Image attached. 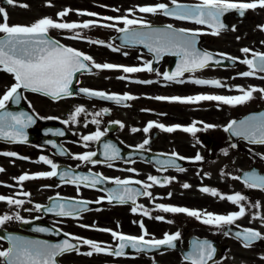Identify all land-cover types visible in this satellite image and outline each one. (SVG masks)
<instances>
[{"label": "flooded vegetation", "instance_id": "1", "mask_svg": "<svg viewBox=\"0 0 264 264\" xmlns=\"http://www.w3.org/2000/svg\"><path fill=\"white\" fill-rule=\"evenodd\" d=\"M26 4L31 8L40 7L39 4L48 1L59 2L62 10L70 9V15L64 17L66 20L73 18L78 20L75 13L85 11L98 14L104 17H124L128 15V10H135L137 6L155 5L158 3L171 4V0H25ZM170 2V3H168ZM188 2L197 4L200 0H177V3ZM232 2H251V0H232ZM42 5V4H41ZM99 7L101 9H99ZM102 10V12H98ZM114 9H118L115 11ZM140 13L134 11V14L128 18H136L143 20L149 24H160L161 22L170 24L177 29H185L189 32H198L203 35L201 46L204 49L214 51L218 54H226L227 57L236 58L237 65L235 67L214 68L223 73L215 79H219L225 87L216 88L210 85H197L188 82L193 76L201 72L210 70L207 68L194 73H185L183 77L184 83H176L167 81L168 85H163L161 78L148 79L144 74L140 73L138 81H153V83H137L136 80L129 79L121 70L95 69L94 75L85 74L86 77L80 76L77 86L86 87L91 90L104 91L117 95L129 94L138 97V100L125 101V104H115L108 101H102L87 98L81 95H74L61 101L58 109H52V113H46L49 109L42 107L37 110L41 118L37 125L31 129L38 141L43 140L46 136L51 138L57 136V149L50 145L41 144L40 142L31 143H1L0 142V168L5 171L0 172V195L6 197L23 199L25 203L21 207L10 206L5 202H0V215L15 214L28 220L25 224L21 221L13 219L0 226V230L8 232L21 233L27 236H34L35 233L28 229L30 223L37 222V225H31L38 228L39 224L44 222L51 223L52 226L60 231L70 234V236L87 238L97 242H104L115 247L116 242L107 232H100L94 229L107 228L126 235L139 236L142 229L139 222H143L149 236L148 239H162L165 233H180V239L175 242L174 248L162 246L160 249L138 252L130 247L125 249V255L115 257L103 253L92 256L77 254L76 252H68L60 256L61 264H191L185 259L184 254H190L193 244L198 241H208L215 251H218V259L211 264H241V258H244L243 250H252L254 253L249 256L250 264H264V255L258 256L259 246L264 247V239L261 244H251L249 247L243 246V241L235 238L229 232L238 228H251L259 231L264 236V219L260 222L259 201L260 197L256 191L248 190L245 195L250 201V210L240 219L236 220L232 225H226L220 228L211 225H205L194 217H189L183 213H164L156 209L157 204L167 206L187 207L190 210H200L202 212H211L218 215H227L239 210L240 205H234L227 200H221L219 197L211 196L200 191L202 187H209L218 190L223 195H233L243 192V181L241 179H232V177H240L239 173L242 168L237 169L238 164L243 156L249 157V165L257 163L250 162L257 159V150L244 148V143L238 141L234 143L230 140L221 119L225 113L235 110L240 105H224L217 101H202L195 104H181L177 102H169L166 100H157L155 97H187L201 94L235 96L236 88L242 85L253 84L264 89V72H257L252 77H241L238 74L249 71L247 65L239 61L245 58L251 59L250 54L245 56L241 52L242 48H249L253 52L264 53V31L259 26H264V9L256 8L245 10L244 16L234 14L226 16V21L231 27L228 30H221L219 35H212V29L208 26L198 25L188 20H177L173 17L164 16L162 14ZM84 21L98 20V18L82 16ZM150 19V21H147ZM99 21V20H98ZM113 23V21H109ZM117 27H124L118 24ZM235 30H231L232 28ZM80 33L77 39L69 37ZM107 34V41L119 50L113 52L103 44H93L89 41H102V34ZM115 28L93 27L90 29H77L74 31L58 30L54 32L55 36L61 37L72 48L79 49L82 53L93 58L95 63L104 64H120V65H136L144 66L151 63V57L143 51L128 46H120L112 37L118 34ZM239 38V39H238ZM121 50V51H120ZM125 53V54H124ZM167 68V59L158 67L155 72H151L150 76H156L160 72L163 73ZM116 72V73H113ZM90 76V77H89ZM96 76V77H93ZM124 76L121 80L118 77ZM82 77V78H81ZM95 78L97 82H95ZM208 80H211L207 78ZM166 81V80H164ZM120 88V90H119ZM257 104L256 106H258ZM83 106L85 113H81L77 117L76 122H72L70 117L75 108ZM130 107L129 118L132 119L140 131L133 132L131 135L129 128L125 124L123 111ZM107 109V113H104ZM96 112H100V116H95ZM239 115H234L233 118ZM60 117V119H56ZM214 117L218 121H211ZM44 119V120H43ZM92 119L99 120V124H92ZM64 121H69L65 124ZM149 122L162 123L165 126H191L193 122L200 130L195 133H185L177 130L172 133L164 132L159 128H152L147 133L143 129ZM202 122V123H201ZM87 123V127L85 124ZM204 124L213 125L211 128H204ZM123 125V127H121ZM56 129H63V135H56ZM101 131L108 140L117 138L123 146L136 148L140 157L135 158L127 156L123 160H99L102 159L98 154L93 157L94 161L99 163L82 162L72 157L81 155L85 152H96L99 141L87 142V147L82 136L94 134ZM145 139L150 141L145 145L144 149H139ZM115 148L118 147L114 143H110ZM235 145V146H233ZM124 147V146H123ZM63 151L65 154L61 155ZM15 152L20 157L27 159H18L16 157L5 156L2 153ZM175 152L184 160H176V163L185 169V171H177L174 167H168L166 170L156 163L157 160H166ZM199 154L202 157L200 161H194V157ZM45 156L51 159L59 167L64 169H79L101 175L108 178L111 183L116 178L121 180L130 179L132 181H140V184L132 183L128 185L132 189H139L140 192L145 191L144 183H151L148 176H155L160 180L170 178L171 183L161 185H153L147 189L152 193V197L140 195L135 205L132 203H112L108 202L107 193L103 190L84 187L79 184L67 183L64 181H56L53 177L41 178L24 181L22 185L18 184L16 178L22 174L35 175L41 172L51 171L49 165L37 162L39 157ZM247 158V157H246ZM226 162V164H225ZM111 164V167H109ZM214 168L211 175L210 169ZM134 169L135 171H128ZM158 169H161L158 171ZM201 176V177H200ZM228 178V179H227ZM45 182V184H44ZM189 184L191 187L185 189L183 184ZM115 184V183H113ZM79 185V187L77 186ZM11 186V187H9ZM20 192H28L30 196L17 195ZM51 192V193H50ZM169 194H171L169 196ZM53 195L62 197H72L78 199L90 200L93 202L92 208L83 212L79 218H69L54 216L52 214H44L43 207L49 202V198ZM43 196L44 200H39ZM101 200L102 202L96 203ZM41 205V211L35 210V205ZM242 204V202H241ZM143 205L152 217L163 216V221L154 218H148L142 215V210L138 209L137 213L131 211L132 207ZM31 209V211L27 210ZM39 217V219H37ZM254 217H258L255 218ZM168 221H171L169 223ZM260 223V224H259ZM87 225L89 227H81ZM228 233V234H225ZM42 238L51 239V235H35ZM1 237V236H0ZM55 239V238H54ZM8 243L4 239H0V250H6ZM89 247L81 245L79 251L81 253L89 251ZM0 264H3V258H0Z\"/></svg>", "mask_w": 264, "mask_h": 264}, {"label": "snow or ice", "instance_id": "2", "mask_svg": "<svg viewBox=\"0 0 264 264\" xmlns=\"http://www.w3.org/2000/svg\"><path fill=\"white\" fill-rule=\"evenodd\" d=\"M7 5H16V0H5ZM171 5L158 3L155 5L137 6L135 10L129 9L128 15L124 17H101L104 21H113V23H99L98 20H88L82 23L77 22H63V18L66 17L70 9H65L57 13L60 21L54 20L51 17L39 18L36 21L28 25H10L8 23L9 15L4 7H0V71L10 74L14 83L7 88L2 96H0V138H3L9 142L25 143L27 136L24 129L30 124L34 123L32 116L27 115L24 112L18 114L9 111H4L9 102L20 103L21 94L20 90L24 89L33 93H40L52 99H60L71 95L70 88L73 83V79L76 73L81 71L91 72L92 68L95 69H118L124 73H137L142 71L152 72L154 71L151 63H146L143 67H129L118 66L110 63L99 64L93 61V58L89 55L82 53L71 47H66L60 44L58 41L51 39L48 33L51 29L69 30L74 31L77 29H90L93 27H105L115 28L117 32L124 33L123 42L127 44H143L150 52L160 56L162 53L168 52L172 55L181 57L180 63L176 66V70L164 72L163 79L166 81H174L176 83H184L183 79H180L187 73H194L198 70L205 69L211 63L220 64V60H215L212 53L207 51L198 50L197 33L191 32L185 29H174L172 25H167L165 28H152L146 21L138 20L136 18H128L134 14V11L147 14H162L164 16L173 17L177 20H188L198 25H207L212 29V35H219L221 30L226 29V25L222 22V17L235 10L240 16H244L245 10L261 8L264 9V0H251V2H232V0H200L195 5H183L177 3V0H171ZM19 7H28L26 4H20ZM48 6H52L51 3ZM118 11V9H114ZM81 16L94 17L98 14L92 12L81 11L77 13ZM118 24H123L124 27H117ZM260 30L264 31V26H259ZM231 30H235L233 27ZM80 37V33L76 32L75 35L69 37L70 39H77ZM239 39V38H238ZM93 44H103V41H89ZM113 52L118 51L116 47L107 45ZM241 52L247 57L248 54L252 56L251 59L245 58L239 62L247 65L249 71H244L238 75L241 77H252L257 72H264V53L253 52L249 48H242ZM221 57H226V54H218ZM229 60H235L236 58L226 57ZM91 64V67L89 66ZM264 79V76L259 77ZM118 79H125L124 76L118 77ZM137 83H153V81H135ZM188 82L197 85H210L216 88L225 87L219 79H193ZM240 95L224 96V95H212L201 94L187 97L173 96L163 97L157 96V100H166L169 102H177L181 104H195L202 101H217L224 105H240L248 102L253 98L254 92L264 93V89H258L250 87L244 89L243 87H237ZM79 91L90 98H99L102 100L114 101L117 104H122L125 101L135 99L129 94L117 95L108 94L104 91L90 90L88 88H80ZM107 113V109L103 110ZM86 109L83 106H78L72 113L70 120L72 122L77 121V117L81 113H85ZM95 116H100V112H96ZM65 124L69 121H64ZM92 124H99V120L92 119ZM193 122L191 126H165L162 123L149 122L143 129L147 133L152 128H159L164 132L172 133L177 130H182L185 133H191L195 135L200 129L197 128ZM202 123V122H201ZM87 127V123L85 124ZM123 127V125H121ZM213 125L204 124V128H211ZM140 131V129L133 128L132 132ZM225 132H231L232 135L242 137L248 140L250 143L264 144V113L259 116H250L239 124L235 120L229 122L224 127ZM56 135H63V132H57ZM104 135L101 131H96L91 135L82 136V140L85 142L84 146L87 147L89 141H99L101 136ZM150 141L145 139L140 145L139 149H144L145 145ZM55 147V145H53ZM235 146V145H233ZM5 156L16 157L18 159H27L26 157H20L15 152L2 153ZM61 155L65 153L60 152ZM119 154V150L111 144L104 145V156L108 160H114ZM97 155L96 152H85L81 155H75L72 158L87 162V163H99L94 161L93 157ZM185 157L179 156L173 152L171 157L166 160H157L156 163L161 165V168L167 169L168 167H174L177 171L183 172L185 169L180 167L176 160H184ZM194 161L202 160V157L197 154ZM37 162H42L45 165H49L51 171L37 173L35 175L22 174L16 181L22 185L24 181L51 178L59 176L61 181L76 184L78 181L83 182L84 187L95 188L97 184L108 178L99 176V174L89 175H76L72 174L71 170H65L62 173L58 172V165L51 159L45 156L39 157ZM111 167V164H109ZM161 169H158V171ZM5 171L0 168V172ZM128 171H135L134 169H128ZM151 183H144L143 188L145 191L140 192L138 190L127 187L128 185L135 183L140 184V181H132L130 179L121 180L119 178L114 179L112 182L118 186H122L118 189H114L108 192V202L113 200L123 204L131 201L135 205L136 196L143 195L146 197H152V193L147 191L153 185H161L171 183L170 178L158 179L155 176H148L147 178ZM232 179H241V177H232ZM244 183L249 188H259L264 190V176H257L255 173L245 174L243 177ZM79 187V185H77ZM11 187V186H9ZM187 189L191 185L185 183L182 185ZM201 192L207 193L214 197H219L221 200H227L234 205H240L239 210L229 213L227 215H218L211 212H202L200 210H190L187 207L167 206L164 204H157L155 207L164 213H183L189 217H194L200 220L205 225L215 226L217 228L232 225L236 220L240 219L246 214L245 207L241 205V202L245 200V197L240 193L233 195H223L218 190L209 187H202ZM17 195L30 196L28 192H20ZM171 194H169L170 196ZM57 200L60 198L57 197ZM0 202H5L10 206L21 207L24 205L25 200L14 198L12 196L0 195ZM102 202L101 200L96 203ZM88 201L82 200H69L67 202H53L50 206L44 207L43 211L47 213H55L60 217L79 218V216L87 211ZM42 206L35 205L36 211H41ZM138 209L142 210V215L148 218H154L158 221H163V216L152 217L150 212L144 208L143 205H136L132 207L131 211L135 214ZM31 211V209H27ZM258 218V217H254ZM264 219V217H259ZM13 219L21 221L25 224L29 223L28 220H24L19 213L0 215V226L12 221ZM39 219V217H37ZM171 223V221H168ZM81 227H91L87 225H80ZM139 226L142 229V234L139 236L126 235L121 232H117L107 228H96L94 230L100 232L109 233L113 240L116 242L115 247L104 242H97L87 238L70 236L65 233V236H70V239H65L62 243L51 244L40 240H26L17 236H7L9 247L6 250H0V258H3V264H57V258L68 252H76L77 254L92 256L96 254H106L115 257L124 256L125 249L130 247L138 252H145L160 249L162 246L169 248L175 247V242L180 239V233L174 234L165 233L162 239L146 237L149 236L143 222H139ZM37 232H48L49 229L38 227L35 229ZM228 234V233H225ZM237 238L243 241L244 247H249L253 242L258 239H264V236L259 231L251 228H246L241 232L236 233ZM4 237H0L3 239ZM70 241H76L73 243ZM81 245L89 247V251L81 253L79 251ZM215 249L208 241H198L193 244V249L185 259L189 260L191 264H208V261L212 259Z\"/></svg>", "mask_w": 264, "mask_h": 264}, {"label": "rangeland", "instance_id": "3", "mask_svg": "<svg viewBox=\"0 0 264 264\" xmlns=\"http://www.w3.org/2000/svg\"><path fill=\"white\" fill-rule=\"evenodd\" d=\"M18 4L20 5L23 3L18 2V3H16V5H6V4H3V0H0V7H4L6 9L8 15H9L8 23L10 25H28V24H31L32 22L36 21L37 19L43 18V17H51L54 20L60 19L57 16V13L60 12L58 10H60V8H61V5L59 2L52 3L53 4L52 6H48V4H47V5L43 6L42 8H35V9L30 8V6H28L26 8L25 7H19ZM29 9L30 10L32 9V11H29ZM99 9H101V8H99ZM50 14H55V15H50ZM123 66H127V65H123ZM138 67H143V66L138 65ZM115 70H117V69H115ZM101 71L103 72L104 69H101ZM113 73H116V72H113ZM140 73L144 74L148 79H158V78L163 79V75H162L163 73L158 74L156 76H150V73L148 71H142ZM220 73H223V72L217 69V70H214V72H210L209 76L211 78H213L214 75L218 77L219 76L218 74H220ZM207 75H208V73L205 72V73H201L199 75L193 76V78L207 79V77H206ZM93 77H96V76H93ZM139 77H140V74H139V76H134L132 78L135 80H139ZM0 79L3 80V84L0 85V90L4 94V91L6 90V88L10 87L11 83H13V78L10 74H7V73L0 71ZM162 81L163 82H160L158 80L159 83H162L163 85H168L167 81H164V80H162ZM95 82H97L96 78H95ZM250 87L251 86H247V89H249ZM255 88H257V87H255ZM119 90H120V88H119ZM237 92L239 93V91H237ZM238 93L236 95H238ZM36 99L38 101H41V103H43L41 98L36 97ZM138 99H139L138 97L135 98V100H138ZM258 101L264 102V93H261L259 91L254 92L253 98L251 100H249L248 102L244 103L242 108L240 106L235 110L229 109L225 113L224 118L221 119L222 124H220V126L227 125L230 122V120L232 119V117L236 114H242V113L245 114L249 109H252L256 104H258L257 103ZM43 104H44L43 106H46V108L49 109V110L44 111V112L52 113V109H54V105L53 104L50 105L51 103L49 101L44 102ZM123 114H124L125 124L127 125V128H129L131 135H134V133L132 132V129L133 128L138 129V127H136L135 124L133 123L132 119L129 118L130 107L126 108L123 111ZM211 121H218L219 122V119L216 120L214 117H211ZM243 146H244V148L246 147V148H250V149L259 151L258 159H253L250 162L258 163L259 166L262 168V170H264V144L263 145L259 144L257 147L245 145V144ZM246 157L247 158L245 159V157L243 156V158L240 160L242 162V164H238L237 169H239V167L243 168L245 166H248V164H249L248 160H249L250 156L247 154ZM246 161H247V163L245 165H243ZM225 164H226V162H225ZM210 172H211V175H213L214 168H211ZM257 193L260 197L259 208H258V212H259L258 217H264V192L258 191ZM44 199L45 198L43 196H41L39 200H44ZM243 203H244V205L247 206V210H248V208L250 207V201L249 202L243 201ZM259 251L264 252V250L262 251L261 249ZM253 253L254 252L252 250H243L244 258L243 257L241 258V264H250L251 261H250L249 256L252 255Z\"/></svg>", "mask_w": 264, "mask_h": 264}, {"label": "water", "instance_id": "4", "mask_svg": "<svg viewBox=\"0 0 264 264\" xmlns=\"http://www.w3.org/2000/svg\"><path fill=\"white\" fill-rule=\"evenodd\" d=\"M233 11V10H232ZM232 11H230V12H232ZM230 12H228V13H230ZM227 14V13H226ZM224 17V16H223ZM223 17L221 18L222 20H223ZM223 22V21H222ZM156 28H165V27H155L154 29H156ZM196 39H197V44H196V47H197V49L198 50H201V51H203L202 49H200V47H199V41H200V38L199 37H197L196 36ZM136 45H139V46H142V47H144V49L145 50H147V51H149L148 50V48H146L143 44H136ZM150 52V51H149ZM153 53V52H152ZM170 57H172L173 59L170 61V64H171V67L169 68V73H171L172 71H175L176 70V66L180 63V60H181V57L180 56H177V55H175L176 56V59L174 58V55H172V54H170V53H168V52H166ZM154 55H155V57L157 56L155 53H153ZM214 56V59L215 60H220L221 61V63L220 64H223L224 63V59L223 58H220V57H217V56H215V55H213ZM158 57V60L161 58V56H157ZM220 65V64H215V63H211L210 65ZM82 72V71H81ZM79 73V72H78ZM77 75V74H76ZM76 90L75 89H73L72 88V86H71V88H70V92L71 93H73V92H75ZM20 94H21V92H20ZM4 111H9V112H12V113H16V114H18V113H20V112H24V113H26L27 115H30V116H32V118H33V120H34V122H35V117H34V115L26 108V106L24 105V102H23V98H22V95H21V100H20V103L19 104H16L15 102H11V104H10V106H7V108L4 110ZM262 113H264V108H261V109H259V110H257V111H254V112H251L250 114H248L247 116H244V117H241L240 119H238L236 122H237V124H239L241 121H244V120H246L247 118H249L250 116H259L260 114H262ZM34 123H32V124H30V125H33ZM29 125V126H30ZM27 128V127H26ZM26 128L24 129V132H25V135L26 136H28V132H27V130H26ZM230 133V135H231V137L233 138V139H236V140H238V139H244V138H242V137H237V136H234V135H232V133L231 132H229ZM5 140V139H4ZM77 175H83V173H79V174H77ZM79 183H83V182H80V181H78ZM114 189H116V187H112V188H110V191L111 190H114ZM69 201V200H68ZM58 264V263H57Z\"/></svg>", "mask_w": 264, "mask_h": 264}]
</instances>
